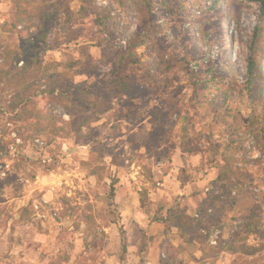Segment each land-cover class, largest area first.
Returning a JSON list of instances; mask_svg holds the SVG:
<instances>
[{
	"label": "rangeland",
	"instance_id": "374dc122",
	"mask_svg": "<svg viewBox=\"0 0 264 264\" xmlns=\"http://www.w3.org/2000/svg\"><path fill=\"white\" fill-rule=\"evenodd\" d=\"M146 1L0 0V264H264V13Z\"/></svg>",
	"mask_w": 264,
	"mask_h": 264
},
{
	"label": "trees",
	"instance_id": "16d2710c",
	"mask_svg": "<svg viewBox=\"0 0 264 264\" xmlns=\"http://www.w3.org/2000/svg\"><path fill=\"white\" fill-rule=\"evenodd\" d=\"M190 1H191V3L196 2L197 4L201 5L200 4L201 0H190ZM219 1L220 0H212V3L216 7V3ZM251 1L259 4L261 7L262 13H264V0H251ZM145 4L149 7H151L148 4V1H146V0H145ZM191 5H193V4H191ZM191 8L194 10L198 9V8H195L194 5ZM201 8L203 9L204 7H201ZM185 9H187V6H185ZM212 9H214V8H212ZM96 22H97V29L99 30V32H103L105 29V20L100 18V19H97ZM39 33L41 35L40 39L44 42L47 41L46 39L48 37V32L46 29H44V24H42L40 26ZM199 44L200 45L204 44L203 38L201 39ZM135 45L129 44L128 51L126 53L118 54L115 57V59H114V68H115L114 71L115 72H117L116 70L119 66H123L124 68H130L132 65L137 63V61L135 60V56L133 54V50L136 49ZM39 65H40L39 57L33 58V56H32V58L29 61L24 62L22 67L17 71V74L19 76L18 79L20 82L19 85H21V87L16 90V92L14 93V95L12 97V101L9 105L11 112L14 114V117L17 120L27 119V120H30L31 123H33V118H34L33 112L27 111V105L29 103L28 102L29 93H30V90L33 89V86H30L28 83H30V81L33 80L34 75H35V69ZM211 71H212L211 67L209 70H206V72L208 74H210ZM4 78H5V80L6 79L10 80L11 78H13V76H11L10 71L1 69L0 70V81H2ZM116 81H119L117 84V87H119L120 89H123V90L126 89V87H127L126 84L119 77L117 78ZM0 149H1V146H0ZM140 201H141V205L145 204V201H146L145 194L141 195ZM23 211L25 212V214H27V209H24ZM122 244H123V251H125L124 240H123Z\"/></svg>",
	"mask_w": 264,
	"mask_h": 264
},
{
	"label": "crops",
	"instance_id": "0c3cea01",
	"mask_svg": "<svg viewBox=\"0 0 264 264\" xmlns=\"http://www.w3.org/2000/svg\"><path fill=\"white\" fill-rule=\"evenodd\" d=\"M172 244L175 246V247H177L179 244H178V242H172ZM148 262H144V264H159V262H149V261H151V260H148V259H146ZM138 262H139V260H138ZM108 263V262H107ZM114 263V262H113ZM139 263H141V262H139Z\"/></svg>",
	"mask_w": 264,
	"mask_h": 264
}]
</instances>
